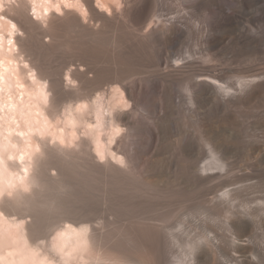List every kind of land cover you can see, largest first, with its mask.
Returning a JSON list of instances; mask_svg holds the SVG:
<instances>
[{"label": "bare ground", "instance_id": "1", "mask_svg": "<svg viewBox=\"0 0 264 264\" xmlns=\"http://www.w3.org/2000/svg\"><path fill=\"white\" fill-rule=\"evenodd\" d=\"M97 1L110 8L105 0ZM168 1L141 0L143 14L152 6L166 15L178 14L175 18L169 17L165 23L159 22L146 34L147 37L149 34L146 39L132 35V32L123 35L114 17L94 8L93 0L80 2L97 22V29L83 25L69 11L63 22L49 28L37 27V22L21 11L6 15L25 34V38H15L12 47L17 46L18 56L26 54L23 61L35 71V79L31 82L24 77L26 71L19 70L17 74L4 64L3 80L14 73L24 84L27 96L34 100L33 106L16 101L10 104L6 100L5 105L13 104L12 109L19 112L25 109L38 112L43 118L63 114L64 122L55 139L60 143H64L66 137L79 139L77 151L55 154L50 148L44 149L46 160L37 165L31 179L39 187L36 196L46 197L42 198L45 207L41 208L49 210V213L45 211L47 214L52 213L60 246L62 243L70 255L68 259L62 255L65 264H172L174 248L171 245L177 236L173 241L174 235L168 238L164 225L134 220L135 215L130 214L139 203L154 202L170 193L167 185H155L149 175L167 184H184V180L197 184L209 182L215 167L226 169L228 166L224 161L228 144L224 139L218 141L213 130L209 133L204 127L223 120L233 128L239 125L238 119L244 114H254L256 118L259 116L258 119L262 114L264 116V109H257L264 100V68L250 65V70L237 85H230L232 93L227 92L228 87L217 84L226 78L224 71L215 67L198 69L190 75L189 102L184 108V70L180 71L182 67L174 64L184 46L192 42L200 48L217 52L226 50L236 57H245L242 60L254 62L253 54L264 53V0H180L179 3L188 10L187 16L195 20L200 19L196 17L199 14L203 15L204 19L196 21L197 24L193 20L195 25L189 21L192 19L180 15V10L174 12ZM44 8L48 9V6L44 5ZM256 24L252 35L251 27ZM44 37L49 38L48 42L43 41ZM147 39L150 42H146ZM0 59H14L11 50L6 52L1 43ZM69 65L73 67L67 74L72 85L66 88L62 73ZM7 82L0 88L8 89L10 83ZM44 83L47 89L42 86ZM45 92L51 94L48 108L39 105ZM186 118L191 121L193 118L192 127L198 143L207 147L215 166L203 163L204 156H194L197 145L184 140ZM82 130L88 139L78 136ZM16 139L9 141L14 143ZM105 142L106 159L97 162L91 149L103 154ZM261 142L264 143V137ZM170 146H174L175 161L164 156ZM257 147L260 149L252 145L253 149ZM262 160L264 162V155ZM49 169L54 170L55 175H50ZM174 201L179 200L175 198ZM31 203L30 209L35 204ZM203 208L214 211L212 206ZM11 214L18 215L16 210ZM39 219L46 228L48 220ZM34 222L30 227L36 224ZM200 226H197L200 230L204 228ZM28 231L31 240L41 239V229L35 227ZM200 236L194 238L203 242L209 238L206 235L203 240ZM183 251L184 264H222L214 260L213 253L201 248L197 240ZM241 252L244 254L246 250ZM46 254L52 256L50 251ZM238 262L250 264L248 259Z\"/></svg>", "mask_w": 264, "mask_h": 264}, {"label": "rangeland", "instance_id": "2", "mask_svg": "<svg viewBox=\"0 0 264 264\" xmlns=\"http://www.w3.org/2000/svg\"><path fill=\"white\" fill-rule=\"evenodd\" d=\"M80 1L0 0V43L6 47V52H10L11 50V55L14 57L13 60H5L4 64H8L11 69H14V72H16L18 62L27 64V62L23 61L26 59V54L22 53L18 56L19 51L17 46L12 47L15 38H25V34L18 30L16 24L11 23L7 19V14L14 15L21 11L33 18L37 22V27L49 28L63 22L66 11H69L83 25L97 29V22L92 19L90 11ZM105 1L110 5V8L99 5L97 0H93L92 5L110 18L114 17L119 29L122 31L126 30L123 32L120 30L123 35L126 34L127 36V34L130 35L132 32V35H141L143 39L149 37V34L148 37L146 34L159 22L165 23L169 17V19L175 18L178 15L175 11L180 10L179 14L184 16H187L188 11L182 6L183 4L179 3L180 0L168 1L176 13L170 15H166V12L158 11L153 6L151 10L143 14V3L141 0ZM66 2L68 3L67 6L65 5ZM44 5L48 6V9H45ZM154 10L156 13L152 12ZM160 14H163V16L160 17ZM202 16L199 14L196 17L200 19L195 18V20L190 15L187 17L192 19L189 21L195 25L197 24L196 21L204 19ZM256 26L258 24L251 27L252 35H254ZM48 40L49 38H43L45 42H48ZM145 41L150 42V39ZM180 55L179 60L174 64L182 67L180 71L184 70V92L182 91L184 93V108L189 102L187 87L190 75H194L199 70L213 69L215 67L222 72L224 71L223 73L226 75V78L217 84L228 87L229 89H226L227 92L232 93L230 87L237 85V82L246 75L251 66L258 69L264 68V53L253 54L255 61L250 62L242 60L245 57H236L226 50H219L217 52L200 48L194 42L189 46H184V51ZM184 57L185 62H182ZM180 58L183 59L181 60ZM190 58L192 59L190 60ZM67 68L68 70L65 69L62 73V82L66 88L68 85H72L69 82L67 74L73 70V67L70 65ZM19 70L26 71L24 77L33 82L35 79L34 70L31 71V79L27 76L29 67L27 69L20 67ZM164 70L167 71L168 69ZM16 78L17 75L15 76L14 73H11L10 77L6 79L7 83L11 84L8 85V89L4 87L5 80H3V83H0V85L4 84L2 86L4 88H0V264H65L62 255L66 259L70 258V255L62 243L60 246V235L53 224L54 221L52 222L51 220L52 213L47 214L49 210L47 212L46 209L43 211L44 208H41V206L45 207L42 202L46 197L43 196L42 198L44 199L42 200L40 196H36L39 187L31 179L37 165L46 160L44 149L50 148L55 154H64V152L77 149L76 143L79 139L71 140L69 137H66L64 143H60L55 139L59 127L64 122L63 114L43 118L35 111L32 112L25 109L26 112H19L12 109L13 104L10 105V102L13 101H16L17 104L25 102L28 106L34 105V100L27 96L24 89L21 91L17 87V83L21 82V80H17ZM42 86L47 89V84L44 83ZM43 97L45 98L39 100V105L48 108L51 94L45 92V96ZM5 100L10 104L5 105ZM263 101H260V104H258V110L264 109ZM261 104L263 106H260ZM243 111L245 112L246 109H243ZM184 112L186 115H189L185 109ZM262 115L260 116L262 119H258L259 116L256 118L254 114H244L238 119L239 125L237 124L236 128H230L223 120L220 121L223 123L219 122L217 125H206L204 127L206 132L210 131L209 133H211L213 130L212 133L218 141L224 139L228 144L224 160L228 168L221 169V167H215L209 182L197 184L191 180H184V184H167L166 182L156 181V178L152 174L149 175L150 177L152 176L151 180L154 184L158 183L157 185L160 187L167 185V191L170 193L162 195L161 199L154 202L139 203L138 206L136 203V209L133 207L130 214L131 216L135 215L134 220L164 225L169 234L168 238L174 235L171 238L173 241L176 240L174 243L171 241L173 244L171 247L174 248L172 251V264H184L183 250L187 249L188 244L195 243V240H197L201 248L208 250L209 254L213 253L212 257L218 263L240 264L238 261L248 259L250 264H264V162H262L264 143L261 142L262 137H264V116ZM192 124L193 118L192 121L187 118L184 120V140L192 141L197 145V151L194 156H204L202 159L203 163H210L212 166H215V164H212L215 161L210 159L213 156L208 154L209 150L206 149L207 147H203L198 143V137ZM82 132L83 130L78 136L88 139V136ZM14 137L18 139H16V142L11 143L12 141L10 142L9 140H12ZM252 145L259 146L260 149L258 147L253 149ZM106 148L107 144L105 142L102 145L103 154H100L103 160H101L99 153L91 149L95 161H105ZM164 156L167 159L175 161L174 146H170ZM112 162L117 163L115 161ZM49 174L55 175L54 170L49 169ZM51 194L52 192H50ZM175 198H178L179 201H174ZM29 202L35 203L31 205L34 206L32 209L29 207ZM211 206L217 214L214 211L209 212L207 210L206 213L204 208L201 209L202 207ZM4 208L7 209V212L4 211ZM12 209L16 210L19 216L12 215L11 213L14 212ZM138 213L140 214L137 215ZM39 218L48 220L46 228L44 224L41 225ZM97 221L102 220L98 219ZM32 222L36 224L30 227ZM200 224L205 228L201 229L203 231L198 228ZM241 224L243 226H240ZM35 227L42 231L41 239L36 241L34 239L31 240L27 236V231ZM203 234L205 237L209 235V238L206 239V244V241L203 242L202 240L195 239L199 238V236L203 239ZM175 236L177 238L174 240ZM205 237L203 240H205ZM210 248L213 249L211 250ZM241 250H246V253L243 254ZM46 251H50L52 256H48ZM58 261H61V263Z\"/></svg>", "mask_w": 264, "mask_h": 264}, {"label": "snow or ice", "instance_id": "3", "mask_svg": "<svg viewBox=\"0 0 264 264\" xmlns=\"http://www.w3.org/2000/svg\"><path fill=\"white\" fill-rule=\"evenodd\" d=\"M67 4H68V3L66 2L65 5L67 6ZM20 67H23V68H25V69L28 68L27 64H23V63H19V62H18V63H17V66H16L17 74H19V69H20ZM3 68H4V61H3V59H0V83H3ZM27 76H28L29 79L32 78V73H31V70H30V69L27 71ZM17 87L20 88L21 91H23V89H24V84L21 83V82H18V83H17ZM117 91H118V90H117ZM100 158H101V160H103V157H102V156H101Z\"/></svg>", "mask_w": 264, "mask_h": 264}]
</instances>
